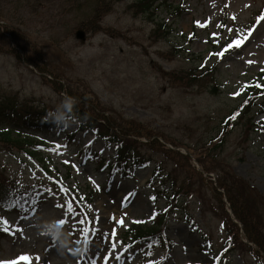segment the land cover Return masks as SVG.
Masks as SVG:
<instances>
[{
  "label": "rangeland",
  "instance_id": "374dc122",
  "mask_svg": "<svg viewBox=\"0 0 264 264\" xmlns=\"http://www.w3.org/2000/svg\"><path fill=\"white\" fill-rule=\"evenodd\" d=\"M92 1L0 0V16L41 48L47 68L56 75L61 74L64 88L76 92L88 89L96 95L100 106L107 109V114L136 120L151 132L167 136L181 146H202L224 127L223 118L243 99L246 91L256 90L261 95L252 109L253 120L248 122L247 117H238L226 131L218 151L231 171L246 180L262 198L264 19L258 18H264V0H169L183 9L175 21L164 6L156 9L152 20L135 14L128 6L131 0H114L112 8L92 23L94 28L86 30L81 24L91 14ZM160 20L172 24L174 31L170 36L152 33L155 22ZM192 32L193 39L186 49L174 47V43L181 40L179 33L186 37ZM213 33L218 35L213 36ZM237 36L245 37L241 47L228 50L223 57L215 55L230 38ZM196 54L207 64L217 63L215 93L204 87L180 85L164 74H179L200 62ZM41 72L48 75L46 71ZM0 86L49 107H55L63 96L53 90L34 67L1 49ZM63 129L75 130L76 125ZM30 136L37 141L35 149L40 159H32L19 151L7 152L0 146V179L9 180L20 189L31 187L39 179L43 183L53 179L50 186L39 189L37 196L48 201L47 205H39L44 208L43 213L56 219L65 217L63 208L56 209L54 205H63L71 201L73 195L78 196L80 209L75 216L67 217L68 222L62 227L69 232L72 245L84 249L80 235L84 225L79 221L87 218V226L100 229L95 245L90 246L98 252L90 251L83 256L82 251L76 255L68 252L60 257L53 242L38 235L33 227L34 218L42 212L29 215L33 206L20 210L0 208V218L8 221L5 225L0 220L2 229H10L0 242V262L257 264L254 256L246 251L223 253L227 235L219 215L212 173L208 174L211 183L208 175L201 180L189 172L182 158L165 154L159 148L141 146L139 153L146 161L135 166L130 177H122L93 163V152L108 158L113 146L90 131L76 134L78 148L65 141L60 129ZM57 146L59 149L53 151ZM155 165L165 174L171 188L183 187L185 191L178 195L164 230L169 249L157 247L150 255H144L142 246L139 248L137 242L131 240L127 229L131 224L150 226L156 208L163 212L168 210L166 198L152 195L148 184ZM61 188L67 191L61 192ZM45 190L51 192L46 194ZM129 192L133 195L125 201L123 198ZM116 207L120 209L118 217ZM113 217L117 220L123 217V225L114 224ZM16 227L22 231H16ZM112 228L118 234L116 243L120 245V255L119 259L113 257L107 262L99 253L109 255ZM106 232L109 234L105 235ZM78 240L80 243L76 242ZM104 244H108V249ZM25 256L28 263L23 259Z\"/></svg>",
  "mask_w": 264,
  "mask_h": 264
},
{
  "label": "trees",
  "instance_id": "16d2710c",
  "mask_svg": "<svg viewBox=\"0 0 264 264\" xmlns=\"http://www.w3.org/2000/svg\"><path fill=\"white\" fill-rule=\"evenodd\" d=\"M114 0H93L91 8V14L89 18L85 20L81 26L86 30L94 28L95 21L99 20V17L105 15L113 6ZM157 0H131L128 5L134 10L135 14H141L150 19H154L155 11L159 7H166L173 17L172 21H175L183 9L181 6H174L169 3V0H161L156 3ZM0 20H4L0 16ZM11 27V24L7 23ZM4 27H8L3 25ZM2 29L0 26V49L2 51L11 53L18 60L23 59L27 64L36 66L39 70L44 71L47 69L44 62V55L39 46L31 41L25 34L20 32L19 29ZM172 24L165 21H156L155 27L152 29L153 34L161 33L162 36H170L173 32ZM8 32V33H7ZM9 35H7V34ZM181 40L174 43V47L178 49H186L193 39V35L185 37V34L179 33ZM180 51V50H179ZM42 54V57H41ZM196 60H200V55H195ZM203 65V67H201ZM216 63L206 64L204 62H198L191 65L187 69L183 70L179 74L164 73L171 81H174L180 85L197 86L209 89L212 93H215V72ZM48 70L52 71L50 68ZM45 79V78H44ZM57 92L61 91L59 83L50 82L45 79ZM68 95L76 98L77 103L74 107V114L78 119L77 124L79 128H90L100 135L106 141L112 142L115 147L114 158L115 167L124 168L129 170L132 165L142 160L139 156L138 150L140 148V142L137 138L146 137L150 138L152 133L142 123L125 119L119 116H109L105 114L106 108L101 107L98 99L88 89L82 92L67 91ZM256 90L250 88L246 91L243 99L234 108H232L227 116L223 120L224 127H221L220 131L208 138V140L199 148H193L189 145H185L189 152L194 155L200 166L205 172H213L216 176V184L218 188L223 190V193L214 188L215 198L219 204V215L223 218L227 236L229 239V249H237L246 247L239 238V227L237 223H234L223 208L222 196L224 195L230 205V208L234 214L235 219L242 224L245 236L249 241H252L258 247L255 250L256 257H260V252L264 253V203L261 202V198L255 192V190L243 179L235 176L230 168L223 162L220 157L218 148L221 146L223 139L226 135L228 128L232 127L236 119L247 117L248 122L253 118L251 115L252 107L258 98ZM54 107L44 106L42 108L39 105L30 103L27 99H21L16 93L10 94V92L3 90L0 87V144L3 145L6 150H19L29 153L31 156H35L33 150H31L30 139L21 136L18 129H50L52 124L44 121L42 118L46 111ZM104 111V112H103ZM235 118H232V117ZM86 117V118H85ZM17 130V131H16ZM167 140L169 139L165 136ZM151 144L156 147H161V144L157 139H153ZM173 157L182 158L187 164L189 172L199 179H203L190 165L189 156H181L180 154L164 150ZM114 165H111L113 167ZM131 166V167H130ZM153 177L157 178L161 183V186H170L171 193L163 190L166 198L170 201L171 205L175 203L176 196L180 192H184L183 187H173L166 180L165 174L159 168H155ZM153 181V179H152ZM6 185L0 182V199L9 195L4 188ZM17 191V190H15ZM170 194L172 196H170ZM15 198L18 200L19 205L22 203H29L32 199L30 191L22 192L18 191ZM25 201V202H23ZM155 220L160 226L162 221L165 220V215H156ZM142 226L134 227V234L136 237L145 239V237H151V232L155 229L144 230ZM2 234L0 232V238ZM252 249V248H251Z\"/></svg>",
  "mask_w": 264,
  "mask_h": 264
},
{
  "label": "snow or ice",
  "instance_id": "6c2138e0",
  "mask_svg": "<svg viewBox=\"0 0 264 264\" xmlns=\"http://www.w3.org/2000/svg\"><path fill=\"white\" fill-rule=\"evenodd\" d=\"M260 19H264V18H258V20ZM195 23H197L198 25H200L199 21H196ZM203 26V25H201ZM229 32L233 31L232 29L228 30ZM249 32H251V29L248 30ZM218 35L217 33H213V36ZM245 41V37L244 36H237L236 38H230V42L226 43L224 45V47L217 53H215V55L217 57H223L225 55V53L233 48H239L241 47V45L244 43ZM219 42V41H217ZM201 67H203V65H201ZM238 93H234L233 95H237ZM232 118H235L234 116ZM89 144L92 143L91 140L88 141ZM60 146H57L56 149H53V151H57L59 149ZM91 179V178H90ZM61 192H66L67 189L61 188L60 189ZM51 190H45V193L48 194L50 193ZM133 193L129 192L127 193L126 196H124V200L126 201L128 199V197L132 196ZM33 207H31V209L29 210V215H36L37 212H43L44 208L39 207L40 204H48V201L46 199H44L43 197L38 196L36 200L32 201ZM54 207L56 209H61L63 208V215L65 218H61V219H57V223L61 226L65 225L68 221H67V217L69 216H75L76 215V211L77 209H74L73 206V202L71 201H65L63 205L61 204H55ZM89 207H92L91 205H89ZM83 215V214H82ZM27 218V217H25ZM0 220H2V222L7 225L8 221L7 220H3V218H0ZM113 223L114 224H120L123 225L124 223V218L121 217L120 219H115V217L112 218ZM100 222V218L99 216L96 217V224L98 225ZM79 223L81 225H84V227H82L80 229V235L83 237V242H84V249L82 251V256L84 253H88V252H93V254H96L98 252V249H95L94 247H90V246H94L95 245V237H97L100 233V229L98 227H89L87 226L88 224V220L87 218L84 220H80ZM73 227L75 228L76 225H73ZM16 231H22L21 229H19L18 227L15 228ZM3 231L5 232H9L10 229L8 227H4ZM109 233H105V235H108ZM110 235H111V240L109 241V243L111 244V248L108 249V244H104L103 247L108 249L109 251V255H103V253H99L102 258L107 261L110 262L111 259L113 257H115L116 259H119V255H120V245H118L116 243V240L118 238V234L116 232V230L114 228L110 229ZM77 243H80V241H76ZM126 247V246H125ZM23 259H25L26 261L28 260V257H23ZM0 264H15V261H9V262H0ZM92 264H97V262L95 260L92 261ZM149 264H152V262L150 261Z\"/></svg>",
  "mask_w": 264,
  "mask_h": 264
},
{
  "label": "clouds",
  "instance_id": "9594fccd",
  "mask_svg": "<svg viewBox=\"0 0 264 264\" xmlns=\"http://www.w3.org/2000/svg\"><path fill=\"white\" fill-rule=\"evenodd\" d=\"M76 103L77 100L75 97L65 93L54 108L46 111L42 119L50 122L53 126L67 129L78 122L74 114ZM33 227L36 229L38 235L47 237L53 242L56 253L60 257H64L68 252L76 255L83 251L82 248H77L72 245L69 232L57 223V219L54 216L42 212L34 218Z\"/></svg>",
  "mask_w": 264,
  "mask_h": 264
},
{
  "label": "bare ground",
  "instance_id": "6f19581e",
  "mask_svg": "<svg viewBox=\"0 0 264 264\" xmlns=\"http://www.w3.org/2000/svg\"><path fill=\"white\" fill-rule=\"evenodd\" d=\"M116 211V213H117V217H118V215L120 214V209H119V207H116V208H114ZM26 262H29V261H26ZM98 264H103L102 262H99Z\"/></svg>",
  "mask_w": 264,
  "mask_h": 264
}]
</instances>
